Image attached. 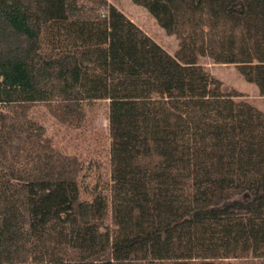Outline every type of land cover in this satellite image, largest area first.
<instances>
[{
  "label": "trees",
  "instance_id": "1",
  "mask_svg": "<svg viewBox=\"0 0 264 264\" xmlns=\"http://www.w3.org/2000/svg\"><path fill=\"white\" fill-rule=\"evenodd\" d=\"M132 2L174 56L108 0H0V264H264V111L202 64L264 98V0Z\"/></svg>",
  "mask_w": 264,
  "mask_h": 264
},
{
  "label": "rangeland",
  "instance_id": "2",
  "mask_svg": "<svg viewBox=\"0 0 264 264\" xmlns=\"http://www.w3.org/2000/svg\"><path fill=\"white\" fill-rule=\"evenodd\" d=\"M110 4L121 10L131 21L147 33L157 42L167 53L174 56L179 47V41L175 36L168 35L157 23L150 13L135 5L132 0H108ZM202 64L208 68L211 75L222 83L223 90L226 92H236L240 99L247 100L264 111V98L259 96L257 87L246 82L237 72L234 66L215 65L208 60H203ZM97 120L92 132L78 130V136L71 142L74 150L87 154L90 158L99 159L105 156L109 150L108 135V104L100 102L96 108ZM52 134L56 139L63 136L59 127L51 128ZM59 132L61 133L59 135ZM81 133L84 135L82 138ZM91 136V139L88 138ZM64 141H62L63 143Z\"/></svg>",
  "mask_w": 264,
  "mask_h": 264
}]
</instances>
